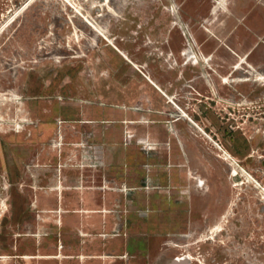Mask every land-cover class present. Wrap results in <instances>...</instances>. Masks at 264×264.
<instances>
[{
	"label": "rangeland",
	"instance_id": "rangeland-1",
	"mask_svg": "<svg viewBox=\"0 0 264 264\" xmlns=\"http://www.w3.org/2000/svg\"><path fill=\"white\" fill-rule=\"evenodd\" d=\"M3 23L0 264H264V0H0Z\"/></svg>",
	"mask_w": 264,
	"mask_h": 264
},
{
	"label": "crops",
	"instance_id": "crops-1",
	"mask_svg": "<svg viewBox=\"0 0 264 264\" xmlns=\"http://www.w3.org/2000/svg\"><path fill=\"white\" fill-rule=\"evenodd\" d=\"M110 163H112V162H110ZM124 166H126V168L129 170L128 163L127 164H124V165H120V166L115 165V164L114 165H110L111 168H114L115 169V172L114 173H115L116 176H119V175L123 174V172H120V174H118V173H119V170H121V171L124 170ZM143 174H144V171L143 170H140L139 171V175L142 176ZM171 177H172V175H169V177H168L170 184H171ZM158 182L161 183L159 180H158ZM161 192H166V190H161ZM134 196H135V199H138L139 200L140 195L138 193L136 195H134ZM120 199H121V197H120ZM137 211L139 213V210H137ZM150 222L151 221H148V223L147 222L144 223L141 220H137L136 222H134V223L132 222L131 223L130 226H132V227H131V230L130 231L132 233L129 234V237L130 238L123 242V243H126L125 245H126V247L128 249H130V250H133V249H141L142 247H144L142 244L148 243L150 241L149 239L145 240V238L141 234H135L134 233V232H139L140 230L142 231L143 229L144 230H149V227H151V224H152ZM115 226H116V223H115ZM145 226H147L148 228H146ZM149 237H150V235L147 236V238H149Z\"/></svg>",
	"mask_w": 264,
	"mask_h": 264
},
{
	"label": "bare ground",
	"instance_id": "bare-ground-1",
	"mask_svg": "<svg viewBox=\"0 0 264 264\" xmlns=\"http://www.w3.org/2000/svg\"><path fill=\"white\" fill-rule=\"evenodd\" d=\"M26 5V4H25ZM6 26V23H3L2 26L0 27V31ZM177 262V261H176ZM179 263V262H178ZM169 264H174V262H170Z\"/></svg>",
	"mask_w": 264,
	"mask_h": 264
}]
</instances>
